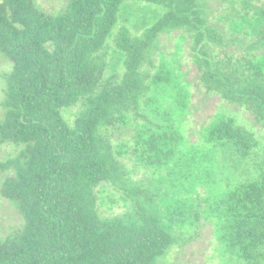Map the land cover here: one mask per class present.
Wrapping results in <instances>:
<instances>
[{
    "label": "trees",
    "instance_id": "1",
    "mask_svg": "<svg viewBox=\"0 0 264 264\" xmlns=\"http://www.w3.org/2000/svg\"><path fill=\"white\" fill-rule=\"evenodd\" d=\"M132 2L165 12L140 34L128 24L113 34ZM213 2L66 0L51 12L37 0H0V53L13 64L5 74L0 141L21 146L0 161V198L23 220L0 237V264H159L180 243L173 230L184 222L182 210L163 212L156 179L163 173L153 170L185 143L156 104L174 82L171 63L150 74L159 37L170 32L186 36L195 68L171 99L189 107V88L198 85L245 112L244 122L218 116L208 125L205 139L225 162L237 172L253 164L214 214L224 221L225 253L264 264V162L257 160L264 134L251 128L264 130V53L255 52L264 46V8L224 0L216 15ZM70 107H79L73 123L63 114ZM107 185L126 201L123 214L101 213L99 190Z\"/></svg>",
    "mask_w": 264,
    "mask_h": 264
},
{
    "label": "rangeland",
    "instance_id": "2",
    "mask_svg": "<svg viewBox=\"0 0 264 264\" xmlns=\"http://www.w3.org/2000/svg\"><path fill=\"white\" fill-rule=\"evenodd\" d=\"M223 1L214 0L216 15L223 12L225 5ZM37 2L45 11L58 12L64 7L66 0ZM254 3L264 8V0H254ZM164 12L165 9L158 4L132 2L120 13V21L115 26L113 34L115 29L118 32L124 24H128L135 34H140L145 28L152 26ZM221 23L229 29L227 21ZM111 36L107 41L111 40ZM185 39L187 38L182 33L161 34L158 48L154 52L155 66L150 71L152 76L163 68L165 61L171 63L168 67L172 71L174 82L169 87H162L166 88L167 93L163 94L160 99L162 101L156 104L160 105L161 111L169 112V119L177 124L178 130L185 137L184 147L176 157L168 165L153 169L163 173L156 177L161 183L159 185L161 191H164L163 198H160L163 212L171 206L177 211L181 209L182 213L180 215L178 213V216L184 218L182 225H175L173 230V234L181 237L180 243L173 246L168 256L159 264H169L176 258L182 264H243L237 256L225 253V247L219 239L223 233L224 221L214 214V209L230 187H234L236 181L248 177V170L253 164L242 165L237 172V167L232 168L225 162L221 150L209 144L205 136L209 129L208 125L218 116H233L239 122H244L247 117L243 109L221 101L217 95L200 89L198 85L189 88L192 93L189 107L183 108L176 100L171 99L172 90L177 94L181 85L186 87L189 84L188 78L195 72L194 65L186 53ZM251 41V38L244 40L246 50H249L248 44ZM255 52L263 54L264 46H259ZM12 67V62L0 53V116L4 111L5 74L11 71ZM78 109L79 107H70L63 110L65 118L70 123L74 122ZM251 128L258 136L260 133L263 136L264 130L259 124ZM119 135L123 137L120 133ZM20 150L21 146L0 141V161L13 158ZM257 160L259 163L264 162L263 142L258 149ZM99 191V208L103 216H115L127 211L126 201L111 186H102ZM209 219H212V222ZM22 224L23 220L17 206L9 200L0 198V237H4Z\"/></svg>",
    "mask_w": 264,
    "mask_h": 264
}]
</instances>
